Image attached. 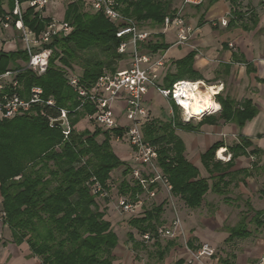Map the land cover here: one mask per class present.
Wrapping results in <instances>:
<instances>
[{
	"label": "trees",
	"instance_id": "obj_1",
	"mask_svg": "<svg viewBox=\"0 0 264 264\" xmlns=\"http://www.w3.org/2000/svg\"><path fill=\"white\" fill-rule=\"evenodd\" d=\"M215 1L211 0L210 3ZM229 1L233 7L227 28L240 26L249 31L257 27L259 16L255 10L249 13L252 24L249 26L244 23L246 13L238 10L237 0ZM118 3L125 17L139 21L141 26L144 22H150L151 26L159 27V32L153 34L142 48L151 53H166L170 49L172 45L168 43L167 36L174 34V31L163 33V25L166 16L174 17L176 14L175 9L172 11V1L118 0ZM3 5L4 0H0V18L6 15ZM9 7L12 14L14 0H9ZM88 11L89 7L82 3L67 6L64 20L73 26V32L54 39L51 46L55 49V55L42 76H36L21 64L29 60L23 49L0 52V74L10 68L21 70L18 78L27 92L34 85L41 86L45 99L52 97L58 108L70 111L68 119L71 131L68 137L61 127L50 126V119L60 115L58 109L50 106H36L35 113L0 120V195L2 213L5 214L1 223L11 233L10 240L0 237V245L12 243L19 246L27 243L31 256L38 257L41 264H113L119 245V238L111 222L106 219V211L100 208L98 197L92 194L91 186L95 180L107 191L114 170L126 166L125 175L132 171L112 145V138L122 136L123 131H107L99 127L94 132L77 131L76 126L85 119L86 114H93L95 109L87 106L78 110L80 103L77 93L70 86L67 75L74 73L75 64L84 61L82 74L79 75L80 83L89 88L104 75L105 68L112 69L114 63L124 56L118 53L120 39L116 36L117 25L101 12L89 14ZM23 20L27 27L40 33L50 18L43 17L33 8H27ZM199 24H205L203 18ZM92 49L100 50L106 59H84L83 53ZM197 54L193 50L183 59L175 61L176 72H168L161 86L171 89L178 81L203 80V76L194 69ZM244 63L248 68L252 66V63ZM216 99L222 107L218 119L208 116L197 125L185 123L179 117L178 107L171 104V119L154 120L144 127L145 140L157 149L158 165L171 186V193L193 209L203 205L209 192L227 196L234 178L241 174L245 178L249 176L248 169L234 170L236 160L261 152L256 149L248 151L253 144L243 136L238 138L239 143L232 146L223 141L215 142L200 156L208 178L203 177L200 169L187 159L186 145L177 134L178 130L197 134L201 126L217 125L219 119L243 127L258 113L250 101L238 103L230 96L221 94ZM101 135L104 140L98 142L97 138ZM222 148L232 155L228 162L216 159V153ZM130 192L133 201H137V195L143 193L144 189L138 181L133 188L123 182L119 195L127 196ZM247 205L250 207L249 203ZM163 210L164 204H161L147 211L144 217L131 219L130 224L142 235L150 233L158 237L157 223ZM252 211L257 225L264 226V210ZM224 231L229 234L225 242L247 238L250 233L246 217L234 227L226 226ZM175 245V242H169L158 253V262H162ZM188 246L193 248L191 242ZM219 260L221 264H234L227 257ZM177 264H183V261Z\"/></svg>",
	"mask_w": 264,
	"mask_h": 264
},
{
	"label": "built area",
	"instance_id": "obj_2",
	"mask_svg": "<svg viewBox=\"0 0 264 264\" xmlns=\"http://www.w3.org/2000/svg\"><path fill=\"white\" fill-rule=\"evenodd\" d=\"M69 3H82L89 7L90 11L103 13L113 24L117 25V38L120 39L118 53L123 56L129 55L130 64L122 70L110 75H102L91 87H83L80 83V76L75 73H68L70 86L77 93L80 103L78 110H83L87 106L95 109L93 114H86L85 120L93 122L96 127L103 130L114 131L122 129V136H117V140H126L133 152L135 162L144 166H153L156 173L151 179L144 178L141 171L133 168L135 180L140 183L144 191L150 193L152 197L156 196V189L151 190L153 184L164 177L166 183L170 186L165 176H161L158 165V153L156 147L150 145L145 140L144 127L150 121L151 115L146 104V97L151 90L156 91L160 96L178 107L182 114V121L190 123L193 120H201L205 116L214 114L217 111H205L199 116L186 118L184 109L174 98L175 85L171 89L161 86L162 75L167 65L165 55L160 53H151L142 48L143 44L148 43L153 33L145 28H141L133 19L125 17L120 11L118 0H68ZM209 0H181V6L175 8L176 14L168 15L164 20L163 33L170 30L174 31L176 45H189L194 28L185 20L184 9L186 7H197L204 5ZM50 0H14V9L5 20L0 22L4 28L13 25L14 29L20 33L21 41L28 55V62L24 63L25 69L31 71L36 76L44 75L49 67L50 61L55 55V49L51 46L56 37H66L71 31V25L63 19L55 17L50 18L45 28L37 33L24 24L23 15L27 8H33L35 12L44 14ZM26 6V7H25ZM14 17H17L15 20ZM228 19L221 18L212 22L217 27H227ZM159 54V55H158ZM22 71L10 68L0 74V120L13 119L18 116L35 113L36 106H50L59 110L60 115L57 118L50 119L51 122L56 119H65L67 130H63L66 137L70 134L71 125L68 115L70 111L56 106V101L51 97L44 98V89L41 86L34 85L27 92L21 84L18 75ZM185 82L195 83L197 81ZM207 85L203 82L200 90H206ZM219 93V92H218ZM26 94V95H25ZM25 95V96H24ZM216 94L213 100L216 99ZM182 99V97H181ZM124 119L126 124L120 123ZM92 194L98 198L106 197L107 191L103 186L94 180L91 186ZM171 191V186H170ZM117 207L125 214L134 216L137 209L142 207L141 202H133L126 196H117ZM5 214L0 213V222ZM180 219L176 218L171 224L157 228L158 237L173 238L180 228ZM154 236L150 233L142 235L143 241H150ZM196 258L212 259L217 255V251L210 244H203L200 249L194 253Z\"/></svg>",
	"mask_w": 264,
	"mask_h": 264
},
{
	"label": "rangeland",
	"instance_id": "obj_3",
	"mask_svg": "<svg viewBox=\"0 0 264 264\" xmlns=\"http://www.w3.org/2000/svg\"><path fill=\"white\" fill-rule=\"evenodd\" d=\"M4 9H9V0H4ZM51 4L48 6V12L45 15L48 18L57 17V19H63V11L62 7L56 9H61V11L55 14L51 7H53L54 0H52ZM136 1V0H135ZM172 1V11L181 6V0H166ZM64 6L70 4L68 0H63ZM209 2V1H208ZM206 2L203 7L207 5ZM229 6L232 9V4L229 1ZM238 10L242 13H246L244 19L249 17V13L251 10H255L258 15H260V23L256 30L249 32L244 35L247 40V45L249 43L251 46L249 49L257 48L258 46H264V0H237ZM26 7V6H25ZM123 8H126L123 6ZM55 9V10H56ZM200 8L199 10H201ZM198 9L196 7H186L184 9L185 20L190 24L192 17L196 14L195 11ZM89 14H93L92 11H88ZM135 20V19H134ZM137 23L139 21L135 20ZM211 20L207 26V30L212 32L220 29V26H213ZM71 25V24H70ZM140 25V23H139ZM1 26V24H0ZM141 26V25H140ZM143 28L149 29L153 34L159 32V27L151 26L150 22H144V25L141 26ZM73 32V26L71 25ZM212 29V30H211ZM242 32V31H241ZM70 33V34H71ZM69 34V35H70ZM68 35V36H69ZM18 42L22 46V41L20 37V33H17ZM168 43H171L172 34H168ZM176 40V39H175ZM3 38L0 33V52H7L11 50L7 47L5 50L2 49ZM156 40L154 39L153 42ZM235 41V40H234ZM234 41H227L226 44L229 45L230 48H235L237 44ZM174 44V43H173ZM190 44V42H189ZM244 48V45H242ZM23 47V46H22ZM13 50V49H12ZM9 52H15L9 51ZM159 55V54H158ZM166 54L160 53L159 56ZM84 59H90L92 61L101 60L104 61L106 57L101 53L98 49H92L90 51L84 52ZM167 60V57H166ZM173 60V59H172ZM168 61V60H167ZM131 62V58L129 55L124 56L119 62H115L112 69L105 68L103 74H113L115 71H119L125 69ZM82 61L80 64H75L74 73L77 75L82 74ZM173 63V62H172ZM168 68V64L165 67V70ZM170 68V67H169ZM168 68V69H169ZM170 72L175 73L176 67L173 65L170 69ZM235 92V91H234ZM236 95V93H234ZM162 97V96H161ZM156 97L153 99L148 105L149 109H151V113L155 115L156 120L167 121L171 119L173 116L172 105L165 98ZM179 117L182 119L181 111L178 112ZM152 119V118H151ZM147 124H150L152 121ZM199 120H193L192 123L197 125ZM120 123L126 124L124 119L120 120ZM146 124V125H147ZM145 125V126H146ZM97 127L93 122H88L83 119L77 126V131L89 130L94 132ZM177 133H181V136L190 135V133L184 131H177ZM196 134V133H195ZM202 134L199 135L200 139H206L211 137L212 139H219L224 141L228 146L233 145L236 141V136L233 134H207V133H197ZM194 137V136H192ZM198 138V136H195ZM186 139V138H184ZM98 142H102L104 140V136L101 135L97 138ZM186 147H190V140L187 138L185 140ZM196 142V141H195ZM112 145L115 149L117 155L126 162L127 166L131 168V172L129 174H124L126 170V166H123L119 169H116L111 174V181L109 182V188L107 189V196L104 198H97L100 204V208L106 211V219L111 222L112 228L114 232L117 234L119 238L120 251L118 249V257L117 262L115 264H125L130 261L138 260L144 261L149 264H160L158 262V253L164 248L167 247L169 242H175V246H180L186 250L188 256L185 258L188 260L190 264H203V258H196L195 254L203 244H213L218 246H212L217 251V256L223 258V254L231 260L234 264H264V226H258L254 220V211L264 210V182L262 179H256L250 181H246V178L243 174L234 178L232 184L229 187V194L227 196H219L212 192H209L203 205L197 209H193L188 207V205L180 198L174 196L170 191V186L164 180V177H161L154 186H150L151 190L156 189V196L152 197L150 193L144 191L141 194L137 195V202H141L142 207L140 206L137 209V213L134 216H130L128 214L123 213L116 205L117 196L119 195V189L123 182L128 183L131 188L135 187L136 180L133 174V168H137L141 171V174L144 178L151 179L156 176V173L153 166H142L139 163L135 162L134 155L129 143L126 140H117V137L112 138ZM195 145V143H194ZM191 152V151H190ZM185 153V156L190 159L192 156L191 153ZM221 152V151H220ZM129 153V154H128ZM232 155L226 151L224 154L216 153V159L221 160L223 162H228L231 159ZM197 158V157H196ZM193 161V160H192ZM246 161V160H245ZM202 176L209 177L208 173L205 171L203 167H200ZM237 169V167H236ZM248 169V168H247ZM159 172L161 176H163L162 170L159 168ZM130 200L133 201V197L131 196V192L126 196ZM227 197V198H226ZM136 202V201H133ZM247 203H249L250 207H248ZM164 204L163 213L159 217V221L157 226H165L172 223V221L176 218L180 219V228L175 233L173 238H164V237H153L150 241H143L142 234L137 231L130 224V220L133 218H142L145 216L147 211L152 210ZM244 217H246L248 231H250L249 236L244 239H235L233 242H224V228L226 226L234 227L236 226ZM2 232V226L0 224V234ZM4 234L6 238L11 239V233L7 226L5 227ZM191 242L193 248L188 246V243ZM25 249V248H24ZM173 248L169 249L166 253L173 250ZM189 249V250H188ZM165 256V258H166ZM164 261V260H163ZM221 264V262H219Z\"/></svg>",
	"mask_w": 264,
	"mask_h": 264
},
{
	"label": "crops",
	"instance_id": "obj_4",
	"mask_svg": "<svg viewBox=\"0 0 264 264\" xmlns=\"http://www.w3.org/2000/svg\"><path fill=\"white\" fill-rule=\"evenodd\" d=\"M210 1L211 0H209L205 8L203 6L201 7V10H199L200 8H197L198 10L195 11L197 15L192 17L190 21L191 23L189 25H191L195 31L189 45L179 46L173 44L176 38L175 35L172 34L171 39H169L172 40L170 43L172 46L165 53L168 60V68H170H167L164 71L162 75V81H164V78L166 77L167 73L170 72L171 67L173 65L175 66V61L183 59L191 51L196 50L198 54L196 55L194 60V69L203 76V80L198 81H203L207 86H216L217 88H219L220 85H223L222 90H220L218 94H221L224 97L230 96L231 98L235 99L238 103H242L246 100L250 101L254 105V107L257 108L258 113L253 119L246 122L243 127H240L235 123H229L225 122L223 119H219L217 125L204 124L203 126H201L200 132L207 134L213 133L216 135L233 134L236 136V142L234 144L239 143L238 138L240 136L249 139L253 145L248 149V151H253L256 149L260 150L261 152H256L253 155H250V157H239L235 162L236 166L234 167V170L248 168L249 176L246 178L247 182L250 181V179H264V46H258L257 48L249 49L248 47H250V44L252 43H249L247 45V38L242 35L245 33L248 34L249 32L256 30L259 26L261 18L260 15H258L259 23L257 27L249 31L244 30L240 26L231 29L220 26V29L213 31L212 33L207 30L209 22L211 20L221 18H227L228 21H230V12L232 9L230 8L231 5L229 6V0H216L212 4L210 3ZM51 2L53 1L50 0L49 5L51 4ZM63 3V0H54V6L51 7L52 11L55 14L61 11V9H56V7L58 8L57 4L59 5V7H62V18H64V14L66 11V7ZM48 6L43 14V17H46L45 15L48 12ZM5 11L6 18L10 14V8L5 9ZM5 18H0V22L6 21ZM202 18L204 19L205 24L200 25L199 23ZM244 23H247L249 26H252V24L250 23V14L249 17L245 19ZM0 33L4 40L2 42L3 50H5L7 47L11 49L9 51H16L18 49L24 50V47H22L23 44L21 46L18 43L20 39L18 40L16 36L19 32L14 29L13 25L6 29L2 26L1 23ZM227 41H234L235 44H237L236 47L233 49L230 48L229 45L226 44ZM242 45H244V48ZM244 62L252 63V66L248 68ZM21 64L24 63L21 62ZM234 93H236V95ZM157 96L161 97L156 91H150V93L146 97L147 107L153 99H156ZM214 101L219 104L217 99H215ZM221 109L222 107L216 113L207 115L205 117L214 116L218 119L221 114ZM149 111L152 118L151 121L156 120L155 115L151 113V109H149ZM200 121H202V119ZM177 134L183 139L184 143L186 142L185 140L187 138L190 140L191 146L186 147L185 153L187 154L191 151L190 153L192 154V157L188 160L195 164L199 169L200 167H202L200 161L201 154L207 151L209 147H211L215 142L222 141L219 139L211 140V137L206 138L205 140L200 139L199 135L202 134L190 133V135L184 137L181 136V133ZM195 136H198V138ZM224 152L225 148H222L221 152L219 151V153L223 154ZM2 212L3 205L2 197L0 195V213ZM0 224L2 226V232L0 234V237L3 236L5 240H9L5 237V235H3L5 233L4 230L6 226L3 225L1 222ZM228 235L229 234L227 232L224 233V242L228 238ZM211 245L218 246V243L216 245ZM118 249L120 251V245H118L117 249L115 250L116 260L113 264L117 262L119 252ZM222 254L223 258H226L224 253ZM186 256H188V254L185 249L180 248V246H174V249L168 253L166 258H164V261L160 262V264H177L179 261H183V264H190L185 258ZM220 258L221 257L219 256L214 257L212 259L204 257L202 259V263L219 264ZM0 264H41V261L38 257L31 256V250L27 243H23L19 246L16 244L8 243L7 245H0ZM125 264H127V262ZM128 264L147 263H145L144 261L134 260L128 262Z\"/></svg>",
	"mask_w": 264,
	"mask_h": 264
},
{
	"label": "clouds",
	"instance_id": "obj_5",
	"mask_svg": "<svg viewBox=\"0 0 264 264\" xmlns=\"http://www.w3.org/2000/svg\"><path fill=\"white\" fill-rule=\"evenodd\" d=\"M201 84H203V81L195 83L181 81L174 86V98L185 110L184 115L186 118H191L194 115L199 116L209 109L219 111L221 108V105L213 100V96L222 90L223 85H220L219 88L207 86L206 90L201 92L199 90Z\"/></svg>",
	"mask_w": 264,
	"mask_h": 264
},
{
	"label": "water",
	"instance_id": "obj_6",
	"mask_svg": "<svg viewBox=\"0 0 264 264\" xmlns=\"http://www.w3.org/2000/svg\"><path fill=\"white\" fill-rule=\"evenodd\" d=\"M51 124L54 127H61L63 130H67V123L66 120L61 118V119H56L51 122Z\"/></svg>",
	"mask_w": 264,
	"mask_h": 264
},
{
	"label": "bare ground",
	"instance_id": "obj_7",
	"mask_svg": "<svg viewBox=\"0 0 264 264\" xmlns=\"http://www.w3.org/2000/svg\"><path fill=\"white\" fill-rule=\"evenodd\" d=\"M200 90V89H199ZM201 92H204L205 90H200ZM212 109H209V110H207V111H211Z\"/></svg>",
	"mask_w": 264,
	"mask_h": 264
}]
</instances>
